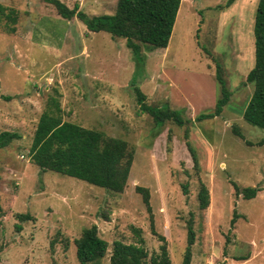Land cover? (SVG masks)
Returning <instances> with one entry per match:
<instances>
[{
    "label": "rangeland",
    "instance_id": "rangeland-1",
    "mask_svg": "<svg viewBox=\"0 0 264 264\" xmlns=\"http://www.w3.org/2000/svg\"><path fill=\"white\" fill-rule=\"evenodd\" d=\"M61 1L70 8L79 3L91 16L113 14L118 2ZM227 2L182 0L168 47L144 48L137 58L124 38L89 31L46 0H0L5 13L17 15L13 23L0 14V134L21 136L0 148V264H80L75 239L93 224L109 242L100 264H111L114 241L138 243L137 230L148 252L143 264H151L163 243L152 226L167 236L171 264H183L191 213L196 239L190 264L209 257L215 264H264V129L243 117L254 92L246 76L255 63L259 0ZM217 64L232 95L219 116L198 121V114L215 107ZM134 84L147 105H169L191 121L159 126L140 109ZM45 111L134 148L122 192L31 162ZM187 128L199 169L187 147ZM201 183L210 192L204 210ZM235 184L257 187V195L247 199ZM137 186L149 189L151 210ZM18 213L31 215L21 231Z\"/></svg>",
    "mask_w": 264,
    "mask_h": 264
},
{
    "label": "trees",
    "instance_id": "trees-1",
    "mask_svg": "<svg viewBox=\"0 0 264 264\" xmlns=\"http://www.w3.org/2000/svg\"><path fill=\"white\" fill-rule=\"evenodd\" d=\"M46 1L53 4L58 13L65 18L70 19L77 16L89 31H106L113 37L124 38L133 54L137 58H142L144 48L155 50L168 47L182 0H118L113 14L92 16L82 11L79 3L70 8L61 0ZM234 1L228 0L226 6H230ZM6 9L7 7L0 4V14H6L15 23L16 11L10 10L5 13ZM10 29L14 30V27ZM254 34L255 63L246 76V82L254 84V92L244 110L243 117L249 121L248 123L264 129V0H259L256 8ZM216 78L219 95L215 107L211 111L198 114L195 118L198 121L219 116L230 101L232 91L222 74L220 64H217ZM134 85L140 109L149 113L159 126L167 121H173L179 126L191 121L186 120L181 111L169 105H147L145 103L146 94L139 85ZM55 113L45 111L39 119L29 151L31 162L39 166L42 171L54 170L113 192H122L127 185L134 161V148L122 138L106 136L100 131L64 121L60 114ZM237 132L240 137H244L241 132ZM185 133L188 150L193 157L195 168L199 169L198 154L188 139V128ZM20 137L17 132L3 131L0 134V148L8 146ZM235 188L238 194H243L247 199L254 198L258 192L257 187L240 188L235 184ZM136 189L143 195L145 205L151 210L149 189L143 186H137ZM183 191L188 192L186 184L183 185ZM198 200L200 209L204 210L209 207L210 192L205 183H201ZM190 215L187 220V247L183 264L191 263L192 245L196 239L195 217L193 213ZM234 215L232 223L235 222L236 214ZM17 218L20 222L16 224V229L21 231L22 222L30 220L31 215L18 213ZM152 232L163 243L159 251L151 255L150 263L171 264L167 236L157 232L153 226ZM140 233L141 230H137L138 243L114 241L110 255L111 264H143L145 262L148 252ZM75 244L76 256L80 264H100L109 248V242L99 235L96 224L83 229L81 236L75 239ZM247 258V256H241L239 259Z\"/></svg>",
    "mask_w": 264,
    "mask_h": 264
},
{
    "label": "built area",
    "instance_id": "built-area-1",
    "mask_svg": "<svg viewBox=\"0 0 264 264\" xmlns=\"http://www.w3.org/2000/svg\"><path fill=\"white\" fill-rule=\"evenodd\" d=\"M199 264H215V260L213 257H209L206 260L200 262Z\"/></svg>",
    "mask_w": 264,
    "mask_h": 264
}]
</instances>
